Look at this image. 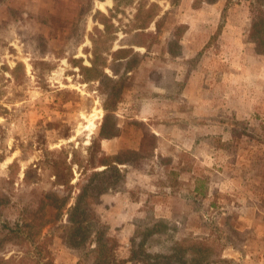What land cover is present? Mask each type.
Segmentation results:
<instances>
[{"label": "rangeland", "instance_id": "1", "mask_svg": "<svg viewBox=\"0 0 264 264\" xmlns=\"http://www.w3.org/2000/svg\"><path fill=\"white\" fill-rule=\"evenodd\" d=\"M261 6L0 0V264H78L75 223L126 257L158 222L264 264Z\"/></svg>", "mask_w": 264, "mask_h": 264}, {"label": "trees", "instance_id": "2", "mask_svg": "<svg viewBox=\"0 0 264 264\" xmlns=\"http://www.w3.org/2000/svg\"><path fill=\"white\" fill-rule=\"evenodd\" d=\"M254 2L262 5L260 9L255 11L249 31L250 38L256 41L264 32V0H254ZM73 212L75 213L74 210ZM73 216L69 217L70 224L74 221ZM165 227V225L158 222V227L151 226L150 229H145L142 232L137 231V234L141 235V241L130 246L126 257L117 252V241L105 236L102 225L95 226L93 231L88 233L89 228L75 223V226L68 227L65 237L69 245L79 250L78 264H217L227 262L218 258L217 252L214 250V244L210 243L211 241L208 238L193 239L184 237L178 240L171 236L168 239L161 238V233L165 231ZM91 236L92 239L88 240ZM166 241L169 243L166 248L153 250L159 243ZM38 264L51 263L45 261Z\"/></svg>", "mask_w": 264, "mask_h": 264}, {"label": "bare ground", "instance_id": "3", "mask_svg": "<svg viewBox=\"0 0 264 264\" xmlns=\"http://www.w3.org/2000/svg\"><path fill=\"white\" fill-rule=\"evenodd\" d=\"M100 5L102 6L103 4H102V3H100ZM96 111H97V115H98V116L102 114V111H101V110H99V109H96Z\"/></svg>", "mask_w": 264, "mask_h": 264}]
</instances>
